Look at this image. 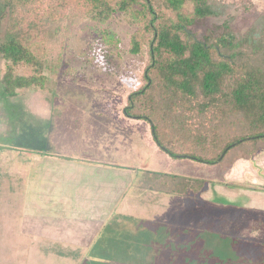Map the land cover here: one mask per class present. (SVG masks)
Listing matches in <instances>:
<instances>
[{"label":"rangeland","instance_id":"374dc122","mask_svg":"<svg viewBox=\"0 0 264 264\" xmlns=\"http://www.w3.org/2000/svg\"><path fill=\"white\" fill-rule=\"evenodd\" d=\"M222 1L251 3L248 12L231 10L237 29L245 27L247 17L264 14V0ZM93 25L88 17L69 24L65 62L56 73L46 71L43 88L3 94L7 68L0 53V264H45L35 238L40 223L29 180L31 163L43 155L131 171L130 182L121 184L127 190L119 211L78 264H263L264 148L228 168L168 154L154 140L147 120L124 111L129 94L144 82L147 62L146 54L129 52L134 31L129 17L116 13L104 25L122 43L116 57L119 70L110 74L89 59L97 49L92 50L97 35L85 28ZM205 28L195 30L202 35ZM6 29V18L0 17V43ZM62 34L60 30L52 37L50 60L61 54ZM32 73L30 67L15 71ZM151 170L204 179L206 185L200 194L142 189L140 180Z\"/></svg>","mask_w":264,"mask_h":264},{"label":"trees","instance_id":"16d2710c","mask_svg":"<svg viewBox=\"0 0 264 264\" xmlns=\"http://www.w3.org/2000/svg\"><path fill=\"white\" fill-rule=\"evenodd\" d=\"M250 4L222 0H0V17L7 20L0 43L7 68L2 92L15 96L19 89L45 86L46 71L56 73L65 62L62 54L71 37L69 24L76 17H88L94 23L85 29L97 35L92 50L97 49L89 57L95 67L108 74L119 70L116 57L121 40L104 25L113 14L123 13L134 29L129 52L147 55L144 82L129 94L125 113L147 120L154 140L168 154L231 167L264 148V14L253 20L247 17L245 27L237 29L231 12L234 8L248 12ZM201 25L206 28L199 35L195 27ZM60 30L61 54L50 60L49 46ZM20 67H30L33 73L16 75ZM146 174L145 188L168 194H197L206 185L204 179ZM256 256L258 263L260 256Z\"/></svg>","mask_w":264,"mask_h":264},{"label":"crops","instance_id":"0c3cea01","mask_svg":"<svg viewBox=\"0 0 264 264\" xmlns=\"http://www.w3.org/2000/svg\"><path fill=\"white\" fill-rule=\"evenodd\" d=\"M36 161L31 163L29 180L35 194L30 199L35 202L40 223L35 238L41 243V258L45 264H69L77 258L78 264L86 248L119 211L120 197H125L127 190V185L121 184L130 182L131 171L112 168L110 163L96 167L48 155ZM142 182L140 187L148 189Z\"/></svg>","mask_w":264,"mask_h":264}]
</instances>
